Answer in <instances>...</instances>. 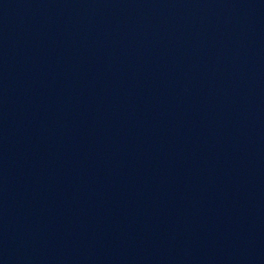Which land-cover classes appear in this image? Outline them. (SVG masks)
<instances>
[{
    "label": "water",
    "instance_id": "95a60500",
    "mask_svg": "<svg viewBox=\"0 0 264 264\" xmlns=\"http://www.w3.org/2000/svg\"><path fill=\"white\" fill-rule=\"evenodd\" d=\"M0 264H264V0H0Z\"/></svg>",
    "mask_w": 264,
    "mask_h": 264
}]
</instances>
